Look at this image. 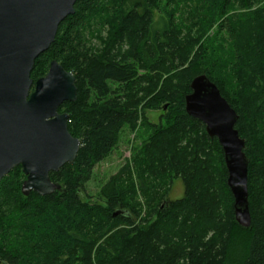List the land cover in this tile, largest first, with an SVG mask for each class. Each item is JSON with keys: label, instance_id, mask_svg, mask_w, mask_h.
Wrapping results in <instances>:
<instances>
[{"label": "trees", "instance_id": "16d2710c", "mask_svg": "<svg viewBox=\"0 0 264 264\" xmlns=\"http://www.w3.org/2000/svg\"><path fill=\"white\" fill-rule=\"evenodd\" d=\"M52 61L76 78L59 112L81 148L50 173L63 192L24 196L21 167L0 181V264H264V0H81L34 83ZM202 75L238 115L250 228L236 222L222 147L186 113ZM124 129L146 139L93 200L86 185ZM177 178L184 197L166 200Z\"/></svg>", "mask_w": 264, "mask_h": 264}, {"label": "water", "instance_id": "95a60500", "mask_svg": "<svg viewBox=\"0 0 264 264\" xmlns=\"http://www.w3.org/2000/svg\"><path fill=\"white\" fill-rule=\"evenodd\" d=\"M81 0H0V181L21 166L22 193L63 192L50 178L73 164L81 140L69 131L70 116L60 113L77 101L76 78L57 61L45 77L31 78L36 60L55 42L60 25ZM186 113L206 126L222 147L236 222L250 228L249 160L246 141L236 130L238 115L206 75L191 83Z\"/></svg>", "mask_w": 264, "mask_h": 264}, {"label": "rangeland", "instance_id": "374dc122", "mask_svg": "<svg viewBox=\"0 0 264 264\" xmlns=\"http://www.w3.org/2000/svg\"><path fill=\"white\" fill-rule=\"evenodd\" d=\"M132 1L134 2L136 0ZM130 5L129 8H131ZM158 18L159 15L156 14V19ZM104 37H106V35L103 33L99 36L101 40ZM93 44L99 45L98 39H94ZM165 110H167V108H165ZM163 114L164 112H162L161 110L147 112V116L150 122L153 124H158ZM145 139V133L143 132H140L138 130H136L135 132H131L128 129H124L121 133L120 142L116 149L106 160L95 167L93 176L86 185L85 193L87 194V196L92 198L93 200L98 199L99 192L103 188V186L110 180L111 177L116 175L123 167H125L128 162L132 161L134 149L140 147ZM26 179L27 178H25V181ZM183 197L184 184L180 178H177L171 184L166 200L176 201L182 199ZM139 201L143 204V206H145L144 200L141 196L139 197Z\"/></svg>", "mask_w": 264, "mask_h": 264}, {"label": "flooded vegetation", "instance_id": "af4514ba", "mask_svg": "<svg viewBox=\"0 0 264 264\" xmlns=\"http://www.w3.org/2000/svg\"><path fill=\"white\" fill-rule=\"evenodd\" d=\"M36 83V82H35ZM19 167H21V166H19ZM21 169H22V167H21ZM22 171H23V169H22ZM27 178V177H26Z\"/></svg>", "mask_w": 264, "mask_h": 264}]
</instances>
